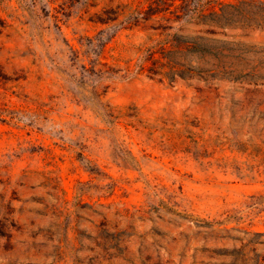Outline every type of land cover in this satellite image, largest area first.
<instances>
[{
	"label": "rangeland",
	"instance_id": "374dc122",
	"mask_svg": "<svg viewBox=\"0 0 264 264\" xmlns=\"http://www.w3.org/2000/svg\"><path fill=\"white\" fill-rule=\"evenodd\" d=\"M149 6L0 0V264H49L104 216L148 264H264V28L186 25L225 56L170 82L140 71L151 31L118 30Z\"/></svg>",
	"mask_w": 264,
	"mask_h": 264
},
{
	"label": "trees",
	"instance_id": "16d2710c",
	"mask_svg": "<svg viewBox=\"0 0 264 264\" xmlns=\"http://www.w3.org/2000/svg\"><path fill=\"white\" fill-rule=\"evenodd\" d=\"M179 1L181 3L175 7L177 20H171L166 15L171 12L174 0H150L146 14L148 17L162 14L161 20H148L149 18L142 17L143 12L138 10L133 19L122 20L118 25V30L140 27L151 31L148 40L152 46L142 58L140 71L147 70L151 76H160L163 80L174 82L177 77L186 78L185 70L182 68L187 66L189 73L195 69V66L188 62L190 60H187L190 54L213 53L217 58L225 56L224 47H212L210 43L218 39L200 35V32L196 36L185 35L183 30L186 25L219 29L235 27L244 30L264 28V0H242L237 6L227 4L223 0ZM228 8L240 10V19L235 20V16L228 14ZM151 22L156 23L148 25ZM0 23L3 24L2 20ZM204 32L208 35L217 33L214 29H207ZM220 41L227 44L226 40ZM158 53L160 57L157 56ZM3 79L5 74L0 66V81ZM128 229L111 226L105 216L93 232L79 229L71 236L70 230L66 228L59 235L60 242H64L65 245L55 247L50 254L52 262L49 264H137V261H140V264H148L147 260H142L140 250L139 256L133 255L131 251L133 234ZM73 240L77 241V245L71 244ZM255 264L262 262L258 260Z\"/></svg>",
	"mask_w": 264,
	"mask_h": 264
}]
</instances>
